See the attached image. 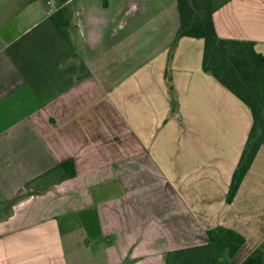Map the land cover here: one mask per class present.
I'll use <instances>...</instances> for the list:
<instances>
[{
    "label": "crops",
    "instance_id": "1",
    "mask_svg": "<svg viewBox=\"0 0 264 264\" xmlns=\"http://www.w3.org/2000/svg\"><path fill=\"white\" fill-rule=\"evenodd\" d=\"M47 1L0 0V264H166L217 227L264 264V144L228 201L252 115L177 0ZM212 18L264 57V0Z\"/></svg>",
    "mask_w": 264,
    "mask_h": 264
},
{
    "label": "trees",
    "instance_id": "2",
    "mask_svg": "<svg viewBox=\"0 0 264 264\" xmlns=\"http://www.w3.org/2000/svg\"><path fill=\"white\" fill-rule=\"evenodd\" d=\"M228 1L177 0L180 25L175 41L185 36L202 39V69L240 99L252 115V126L232 177L227 198L231 201L259 147L264 144V57L255 50L253 42L226 39L216 33L213 12ZM167 74L168 72V88L173 95V87ZM51 173H58L60 180L72 177L75 174L73 160L58 164L37 179L41 180ZM37 179L27 183L26 187L35 186ZM26 195L27 193L22 194L13 201ZM243 243L244 238L234 230L217 227L208 231L207 244L168 252L165 256L166 264H230ZM242 264H261V252L256 250Z\"/></svg>",
    "mask_w": 264,
    "mask_h": 264
},
{
    "label": "built area",
    "instance_id": "3",
    "mask_svg": "<svg viewBox=\"0 0 264 264\" xmlns=\"http://www.w3.org/2000/svg\"><path fill=\"white\" fill-rule=\"evenodd\" d=\"M53 2H54L53 0H48V1L46 2V4H47V5H51ZM50 11H51V10L48 9V12H50Z\"/></svg>",
    "mask_w": 264,
    "mask_h": 264
},
{
    "label": "water",
    "instance_id": "4",
    "mask_svg": "<svg viewBox=\"0 0 264 264\" xmlns=\"http://www.w3.org/2000/svg\"><path fill=\"white\" fill-rule=\"evenodd\" d=\"M190 2H191V0H190Z\"/></svg>",
    "mask_w": 264,
    "mask_h": 264
}]
</instances>
